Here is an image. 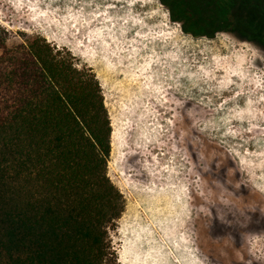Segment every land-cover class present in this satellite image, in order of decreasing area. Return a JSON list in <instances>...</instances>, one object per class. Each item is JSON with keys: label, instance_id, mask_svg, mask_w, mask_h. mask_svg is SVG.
Returning a JSON list of instances; mask_svg holds the SVG:
<instances>
[{"label": "rangeland", "instance_id": "rangeland-1", "mask_svg": "<svg viewBox=\"0 0 264 264\" xmlns=\"http://www.w3.org/2000/svg\"><path fill=\"white\" fill-rule=\"evenodd\" d=\"M0 26L99 82L116 264H264V50L182 33L159 0H0Z\"/></svg>", "mask_w": 264, "mask_h": 264}, {"label": "trees", "instance_id": "trees-1", "mask_svg": "<svg viewBox=\"0 0 264 264\" xmlns=\"http://www.w3.org/2000/svg\"><path fill=\"white\" fill-rule=\"evenodd\" d=\"M182 33L264 50V0H159ZM98 80L43 37L0 26V264H116L123 200L107 175Z\"/></svg>", "mask_w": 264, "mask_h": 264}]
</instances>
